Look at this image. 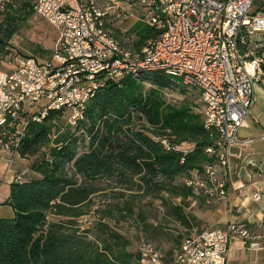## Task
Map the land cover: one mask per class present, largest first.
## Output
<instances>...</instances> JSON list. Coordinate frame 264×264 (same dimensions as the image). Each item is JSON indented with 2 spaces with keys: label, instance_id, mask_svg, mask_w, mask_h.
Segmentation results:
<instances>
[{
  "label": "trees",
  "instance_id": "16d2710c",
  "mask_svg": "<svg viewBox=\"0 0 264 264\" xmlns=\"http://www.w3.org/2000/svg\"><path fill=\"white\" fill-rule=\"evenodd\" d=\"M32 1H0V64L11 55V39L33 16ZM108 33L120 38L116 28ZM161 33L136 22L124 38L134 36L133 48L139 50ZM182 87L163 72L127 75L94 92L75 128L66 123L64 111L30 122L18 157L28 160L40 178L9 187L6 205L13 216L0 219V264H141L139 253L128 251L129 242L111 223L144 221L139 206L144 198L158 203L162 220L189 235L195 218L175 200L217 204L195 185L192 174L209 188L205 169L217 163V155L205 151L216 149L219 135L203 128L194 100L166 102L165 91ZM80 143L85 146L77 153ZM107 190L120 204L97 207L95 197ZM94 206L95 224L82 230L77 221L84 208Z\"/></svg>",
  "mask_w": 264,
  "mask_h": 264
},
{
  "label": "built area",
  "instance_id": "2783aa9c",
  "mask_svg": "<svg viewBox=\"0 0 264 264\" xmlns=\"http://www.w3.org/2000/svg\"><path fill=\"white\" fill-rule=\"evenodd\" d=\"M256 1L264 3L33 0V14L56 30L57 41L48 59L18 56L9 71H0V160L10 164L18 157L28 124L41 123L50 111L66 112V123L75 128L98 88L127 75L163 72L197 91L203 128L219 135L216 149L205 151L217 155V163L205 169L209 188L196 172L192 178L209 198L221 201L227 195L223 170L228 150L251 118L254 87L264 89V54H255L251 41L264 34V10L251 11ZM132 22L162 33L135 50L136 38H124L128 29L123 25ZM110 27L117 29L119 39L108 33ZM251 199L257 202L260 193ZM247 237L244 224L228 222L183 237L168 262L149 245L138 253L141 264H227L229 244Z\"/></svg>",
  "mask_w": 264,
  "mask_h": 264
},
{
  "label": "crops",
  "instance_id": "0c3cea01",
  "mask_svg": "<svg viewBox=\"0 0 264 264\" xmlns=\"http://www.w3.org/2000/svg\"><path fill=\"white\" fill-rule=\"evenodd\" d=\"M263 10V2H254L253 13ZM135 23H128V31ZM251 41L255 54H264V34L252 37ZM29 165L28 160L20 157L10 164L0 160V219L13 216L6 205L9 187L40 178ZM223 171L227 195L218 202L214 224L224 227L228 222L242 223L248 231L246 239H236L229 244L226 263L264 264V89L258 85L254 87L251 118L238 131ZM256 192L260 193V199L254 202L251 197Z\"/></svg>",
  "mask_w": 264,
  "mask_h": 264
},
{
  "label": "rangeland",
  "instance_id": "374dc122",
  "mask_svg": "<svg viewBox=\"0 0 264 264\" xmlns=\"http://www.w3.org/2000/svg\"><path fill=\"white\" fill-rule=\"evenodd\" d=\"M123 26H128V23ZM56 41V30L33 14V16L23 24L19 33L9 42L11 55L5 62L0 64V71H9L14 64V59L18 56H31L38 60L48 59L54 50ZM164 98L169 104L177 103L183 98H189L194 100L196 104H199L202 110V104L198 93L193 88L183 86L182 88L169 89L164 92ZM84 146L85 145L80 143L76 150L77 153L82 152ZM65 172L67 177L72 176L69 166L65 167ZM108 192L109 190L105 191L104 195L95 197L94 202L97 204V207L104 206L105 204H120L118 200L112 199L111 194ZM212 193L213 196H215L214 191H212ZM104 201L105 203L102 204ZM210 202L215 201L213 200ZM218 202L217 204L211 203L209 205H204L199 202L194 203L191 200L184 202L175 200V203H180L183 208H185V211L195 218V223H193L190 232H196L211 226H219L214 224L215 220L213 219V217L216 216L217 207L220 206ZM96 206L83 209L84 215L77 221L82 230H91L92 226L95 224L96 216L92 211ZM139 206L144 215V221H141L137 217L125 220L118 218L117 221L111 223V226L129 242L128 251L130 253L134 254L144 246L149 245L162 256L165 262H168L172 251L180 244L184 237L185 228L176 225L168 219H166V221L162 220V210L159 208L158 203L151 202L148 198L142 199ZM55 221V218L48 217V222ZM180 233L183 234L182 237L179 235ZM88 236L90 238V233Z\"/></svg>",
  "mask_w": 264,
  "mask_h": 264
}]
</instances>
